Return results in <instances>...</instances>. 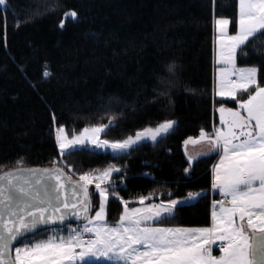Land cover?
<instances>
[{
    "label": "trees",
    "instance_id": "trees-1",
    "mask_svg": "<svg viewBox=\"0 0 264 264\" xmlns=\"http://www.w3.org/2000/svg\"><path fill=\"white\" fill-rule=\"evenodd\" d=\"M0 7V172L23 167L49 168L59 163L55 127L70 131L107 124L102 137L127 138L138 130L165 120L174 128L155 142H143L126 153L99 152L90 147L66 152L62 158L74 172L115 165L120 172L112 186L118 197H108L106 222L116 224L128 207L185 198L162 227H209L212 166L218 154L188 161L183 141L201 129L212 132L216 109L236 108L231 99L214 92V22L238 17V0H7ZM37 3L43 17L32 16ZM75 10L76 19L64 14ZM64 21V27L59 25ZM175 63L174 75L166 66ZM237 67H264V35L257 36L244 54L238 50ZM49 73L48 76L44 72ZM159 77L171 79L166 96ZM258 79L260 77L258 76ZM246 99V95L240 97ZM53 116L56 124L53 123ZM65 168V167H64ZM188 172H185V169ZM111 192V188H110ZM91 216L98 210L99 193L91 189ZM171 194V195H169ZM76 225H71L74 228ZM54 229L41 230L34 239ZM83 264H112L85 262Z\"/></svg>",
    "mask_w": 264,
    "mask_h": 264
},
{
    "label": "snow or ice",
    "instance_id": "snow-or-ice-1",
    "mask_svg": "<svg viewBox=\"0 0 264 264\" xmlns=\"http://www.w3.org/2000/svg\"><path fill=\"white\" fill-rule=\"evenodd\" d=\"M0 6L7 8V0H0ZM46 11V5L41 11L37 3L29 19L42 18ZM64 15L71 19L78 16L75 10ZM215 23L220 34L217 95L230 98L237 107L221 104L219 128L212 132L201 129L198 138L183 141L186 155L189 144L204 142L209 146L208 152L188 155L189 163L201 155L219 154L212 189L224 199L213 201L212 226H151L150 221L168 219L180 201L169 199L145 206L151 196L144 195L138 198L141 207L129 208V202L120 198L123 214L119 222L109 226L104 223L106 203L109 194L119 198L111 182L119 168L110 165L73 179L75 173L59 166L25 168L20 158L15 169L0 172V264H76L87 257L105 258L112 264H264V67L238 68L236 64L238 50L244 54L257 36L264 35V0H239L233 35L228 34L229 19L219 18ZM59 26L64 27L63 19ZM176 68L175 63L168 64L167 73L174 75ZM159 82L164 90L158 95L166 96L173 82L164 77H159ZM244 95L247 98L241 99ZM115 119L112 116L107 124L84 127L78 134H70L64 125L57 124L55 143L60 155L86 145L126 153L143 139L155 142L175 125L165 120L125 139H101L100 134L114 126ZM92 184L99 193L94 216L89 215ZM199 195L189 193L188 198ZM69 217L81 220L82 227H70ZM58 224L66 225L67 234L53 230L43 240L34 239L42 229ZM218 241L220 254L213 255L212 245Z\"/></svg>",
    "mask_w": 264,
    "mask_h": 264
},
{
    "label": "crops",
    "instance_id": "crops-1",
    "mask_svg": "<svg viewBox=\"0 0 264 264\" xmlns=\"http://www.w3.org/2000/svg\"><path fill=\"white\" fill-rule=\"evenodd\" d=\"M238 17H239V0H238ZM238 17H237V21H238ZM217 19H219V18H217ZM216 19V20H217ZM215 20V21H216ZM214 30H215V32H214V92H215V95H216V97H218V98H222V97H220V96H218L217 95V85H218V77H219V74H218V69L220 68V65L217 63V54H218V51H219V36H220V34H219V31H218V28H217V25H216V23L214 22ZM228 34L229 35H233V34H235V32L234 33H231L230 32V30H229V28H228ZM239 68V67H238ZM222 99H230V98H222ZM218 109H219V107L216 109V123H215V128H219L221 125H220V119H219V117H220V114H219V111H218ZM186 150V149H185ZM208 150H209V146L207 145V143H204V142H201V143H198V144H195V145H193V144H189L188 146H187V153H188V155H192V156H197V153H203V152H208ZM191 153H193V154H191ZM219 163V156H218V158H217V160H216V162H215V164L213 165V167L216 165V164H218ZM213 167H212V174H213ZM211 194L212 195H220L219 194V192L218 191H215V190H213L212 188H211ZM221 196V195H220ZM177 199H179V198H177ZM197 199V198H196ZM213 201H215V200H213ZM161 201H158V202H151V203H160ZM164 202H167V201H164ZM227 203V202H226ZM145 204H149V203H146L145 202ZM140 205V204H139ZM139 205H137V206H135V207H138ZM212 205H213V202H212ZM179 206V205H178ZM177 207V206H176ZM175 207V208H176ZM212 207V206H211ZM129 208H132V207H129ZM123 211H124V209H123ZM174 211H175V209H174ZM211 211H213V207L211 208ZM174 213V212H173ZM172 213V214H173ZM123 214V213H122ZM170 215V214H169ZM119 222V221H118ZM153 222H155V221H150L149 223L151 224V226H154V225H152V223ZM212 226V212H211V224H210V226L209 227H211ZM154 227H162V226H154ZM184 228H186V227H184ZM220 253L219 252H216V253H214L213 255H219Z\"/></svg>",
    "mask_w": 264,
    "mask_h": 264
},
{
    "label": "rangeland",
    "instance_id": "rangeland-1",
    "mask_svg": "<svg viewBox=\"0 0 264 264\" xmlns=\"http://www.w3.org/2000/svg\"><path fill=\"white\" fill-rule=\"evenodd\" d=\"M229 27H230V25H229ZM239 68H241V67H239ZM173 121V120H172ZM175 122V121H174ZM148 128V127H147ZM70 134L72 133V132H75V133H79L80 131H70V130H68V129H66ZM141 130H143V129H141ZM141 130H138V131H141ZM171 131V130H170ZM169 131V132H170ZM168 134V133H167ZM166 135V134H165ZM134 136V135H133ZM164 136V135H163ZM162 137V136H161ZM100 138L101 139H106V138H103L102 137V133L100 134ZM158 138H160V137H158ZM157 138V139H158ZM196 138H198V137H196ZM111 141V140H110ZM143 142H154V141H152V140H150V139H143V140H141V141H139L138 142V145L139 144H141V143H143ZM135 146H137V145H134L133 147H135ZM84 147H90V148H93V149H95V150H97V151H99V152H110V153H112V154H115V153H113L112 152V150L111 149H105V148H95V147H93V146H91V145H86V146H84ZM132 147V148H133ZM83 148V147H82ZM78 149H80V148H78ZM130 150V149H129ZM69 151H71V150H69ZM128 151V150H127ZM60 154V153H59ZM191 154H193V153H191ZM219 156V155H218ZM59 163L60 164H62V165H64V167L65 168H67V170L69 171V169H71V168H69L66 164H65V162L63 161V158H62V156L60 155V159H59ZM71 174L72 173H75L76 175L74 176V177H76V178H78V173H76V172H74L72 169H71V172H70ZM81 174V173H80ZM114 174V173H113ZM111 182H112V186H114V185H116V183H117V179L116 180H114V178L112 179L111 178ZM89 189L91 190V189H95V185L94 184H92V185H90L89 186ZM193 194H196V193H193ZM109 196H110V194H109ZM198 196H195L194 198H188V196L187 197H185V198H179V199H175V200H178V201H180V203H178L176 206H178V205H183V204H189V203H191V202H193V201H195L196 200V198H197ZM147 204H145V206H146ZM138 207H141V205H139ZM175 209V208H174ZM174 209H173V212H174ZM172 212V213H173ZM171 213V214H172ZM95 215V213L92 215V216H94ZM104 223H106V224H108L107 222H106V218H105V221H104ZM115 225V224H114ZM114 225H109V226H114ZM70 227H71V225H69ZM186 228H199V227H186ZM54 231H57V232H60L61 234H67L66 233V230H62V231H58V230H56V229H54ZM52 234V232H49V234H47V236L48 235H51ZM46 236V237H47ZM45 237V238H46ZM45 238H42V239H40V240H43V239H45ZM85 262H110V261H108V260H106L105 258H93V257H87L86 259H85V261L84 262H76V264H83V263H85Z\"/></svg>",
    "mask_w": 264,
    "mask_h": 264
},
{
    "label": "water",
    "instance_id": "water-1",
    "mask_svg": "<svg viewBox=\"0 0 264 264\" xmlns=\"http://www.w3.org/2000/svg\"><path fill=\"white\" fill-rule=\"evenodd\" d=\"M56 166H59V167H61V168H63L64 169V171L65 172H68L64 167H62V166H60V165H56ZM31 168H36V169H43L44 167H31ZM69 173V172H68ZM70 174V173H69ZM73 179H76V178H74L73 177ZM90 207H92V206H90ZM92 209V208H91ZM91 214V210H90V212H89V215ZM69 224H82L81 223V220H78V219H76V218H74V217H69L68 218V225ZM66 225H64V224H58V225H52V226H49L47 229H51V228H62V227H65ZM42 230H44V229H42Z\"/></svg>",
    "mask_w": 264,
    "mask_h": 264
},
{
    "label": "built area",
    "instance_id": "built-area-1",
    "mask_svg": "<svg viewBox=\"0 0 264 264\" xmlns=\"http://www.w3.org/2000/svg\"><path fill=\"white\" fill-rule=\"evenodd\" d=\"M1 8H2V6H0ZM224 198L223 197H218L217 199H216V201H219V200H223ZM227 202V201H226ZM89 237L86 235L85 236V240H87ZM219 241L216 243V244H213L212 245V252H219V247H218V245H219Z\"/></svg>",
    "mask_w": 264,
    "mask_h": 264
}]
</instances>
